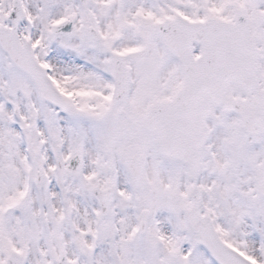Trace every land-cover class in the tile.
<instances>
[{
    "label": "snow or ice",
    "instance_id": "snow-or-ice-1",
    "mask_svg": "<svg viewBox=\"0 0 264 264\" xmlns=\"http://www.w3.org/2000/svg\"><path fill=\"white\" fill-rule=\"evenodd\" d=\"M0 264H264V0H0Z\"/></svg>",
    "mask_w": 264,
    "mask_h": 264
}]
</instances>
